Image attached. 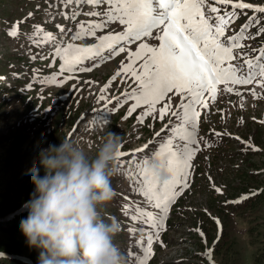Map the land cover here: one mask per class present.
Returning <instances> with one entry per match:
<instances>
[{"label": "rangeland", "instance_id": "obj_1", "mask_svg": "<svg viewBox=\"0 0 264 264\" xmlns=\"http://www.w3.org/2000/svg\"><path fill=\"white\" fill-rule=\"evenodd\" d=\"M243 2L264 4V0ZM106 8L107 5L100 8L78 5L75 0L67 6L65 0H0V221H6L16 213L28 212L23 205L29 201L34 186L23 181L33 167L39 166L36 153L40 148L50 144L58 146L60 139L70 138L79 141L89 155L94 156L99 143L111 131L121 136V152L125 155L118 161L119 174L112 179L117 195L102 209V215L108 222L115 219L120 224L114 242L123 252L126 264H136L137 257L143 254L150 229L144 223L143 215L137 220L132 216L136 215L137 207L147 213L156 212L143 195L137 165L169 135L167 129L160 131L164 122L174 118L169 116L161 121L157 113L140 123L137 117L143 116L144 107L128 115L133 101L117 106L124 94L130 92L132 79L121 75L115 82L106 84L105 77L120 71L121 63L127 62V54L99 65L91 73L71 79L61 75L62 61L55 56L56 46L66 47L71 43L91 47L97 43L96 37L76 41L71 37L79 31V25L97 19L85 16V12ZM225 11L228 8L220 9L221 14ZM255 16L264 27V16L259 13ZM243 19H239L237 13V19L226 29V36H230ZM16 24L19 25L18 35L11 37L8 33ZM57 25H62L65 31L61 33ZM120 31H123L122 26L112 24L102 32L98 31L97 36ZM47 33H52L56 40L45 42ZM257 33L248 32L250 38L243 42L245 49L257 46L264 39V33ZM136 47L134 45L131 51ZM99 62L95 61L94 65ZM102 86L109 89L103 93L104 101L100 99ZM178 100L174 94L166 98L171 105ZM112 103L115 106L111 108ZM241 103L240 109L228 103L226 96L220 98L215 108L224 110L225 118H215L211 113L202 122V128L207 132L212 126L226 135L252 137L249 141L261 151L245 156L242 146L226 141L217 148L199 153L191 190L178 201H183L180 205L177 203L172 208L162 237L163 246L156 249L148 264H207L205 250L210 247L214 262L211 264H254L257 256L264 264V98L251 95L249 102L242 100ZM241 116L247 120L259 116L261 123L257 122L258 126L241 123ZM157 132L161 133L160 137L156 136ZM41 140L43 144L39 143ZM144 143L148 144L147 148ZM138 149L143 151L138 153ZM207 172L211 180L206 179ZM43 174L41 168L40 175ZM214 186L226 192L215 193L211 190ZM240 194L249 201L241 206L227 205V199ZM217 219L220 221L219 232L215 224ZM14 235L0 231V254L24 264H39V251L28 246L23 233ZM129 253L134 255L129 256Z\"/></svg>", "mask_w": 264, "mask_h": 264}, {"label": "snow or ice", "instance_id": "obj_2", "mask_svg": "<svg viewBox=\"0 0 264 264\" xmlns=\"http://www.w3.org/2000/svg\"><path fill=\"white\" fill-rule=\"evenodd\" d=\"M71 3L73 0H65L66 6ZM75 3L95 8L107 5V8L103 11L85 12V16L97 19L87 25H79V31L71 37L73 41L96 37L97 43L91 47L71 43L66 47H55V56L62 61L60 73L90 71V68L83 67L86 61L103 58L105 53L116 56L127 51V62L121 63L116 76L131 77L135 85L132 91L125 93L123 97L124 102L134 101L128 109V115L144 107L146 110L143 116L137 117L140 123H144L146 117L157 113L161 121L169 116L176 121L175 124L169 122L164 125L162 131L168 130L167 138L159 144L156 151L150 156H145L137 165L142 177L140 183L143 195L157 210L153 214L137 207L136 215L132 216L133 220H137L143 215L146 226L155 230L148 235L143 258L137 257L138 264H147L153 255V241L159 240L161 232L166 231L165 222L170 208L178 196L190 187L192 161L199 149L197 136L200 109L208 107L206 94L214 102L218 85L223 84L226 92H232L230 85H248L258 75L264 77V49H261L260 55L256 57L255 64L251 60L244 61L248 68L246 76L238 74L241 69L231 63L236 59L233 50L242 48L244 45L241 41L250 38L245 36L248 24L240 28L239 34L226 36V29L237 19V10H254L264 14V7L243 0H215L219 5H231V12L225 11L221 14L220 9L208 4L207 0H75ZM206 7L208 14L205 12ZM64 16L68 19L67 13H64ZM250 22L260 23L255 17H252ZM117 23L123 27V31L97 36L98 31L102 32ZM34 27L43 31L39 25ZM57 28L61 33L65 31L62 25H57ZM18 32L19 25L16 24L8 35L16 37ZM262 33L264 27H261L257 34ZM55 40L52 33L46 34L45 42ZM153 41L158 43H152ZM131 45L137 46L135 51L127 47ZM67 78L72 77L69 75ZM55 79L54 76L53 80ZM108 90L101 89L102 101L106 99L103 93ZM169 94L180 98V103L175 108L166 102ZM162 101L165 103L157 109V105ZM160 135V132L156 133L157 137ZM216 135L219 136L220 133ZM147 147L148 145H145V148ZM142 151L143 149L137 150L138 153ZM124 155L125 153L120 152L118 159ZM152 161L158 162L160 171L169 177L167 182L162 183L159 180L156 172L150 167ZM215 191L221 193L218 187ZM243 199L247 197H242L241 200ZM241 200L226 203L238 204ZM216 225L219 232L218 219ZM207 258L211 261V253L207 254Z\"/></svg>", "mask_w": 264, "mask_h": 264}, {"label": "clouds", "instance_id": "obj_3", "mask_svg": "<svg viewBox=\"0 0 264 264\" xmlns=\"http://www.w3.org/2000/svg\"><path fill=\"white\" fill-rule=\"evenodd\" d=\"M121 147V136L109 131L94 156L70 138L37 151L39 166L23 181L34 191L23 205L28 216L19 230L28 246L39 251V264H126L114 242L120 224L102 215L117 195L112 179L120 171ZM150 167L162 183L168 181L158 162Z\"/></svg>", "mask_w": 264, "mask_h": 264}, {"label": "trees", "instance_id": "obj_4", "mask_svg": "<svg viewBox=\"0 0 264 264\" xmlns=\"http://www.w3.org/2000/svg\"><path fill=\"white\" fill-rule=\"evenodd\" d=\"M252 124H254L255 126H258L256 123H252ZM260 194L257 195V197H259ZM27 216H28V212L16 213L15 215H13V217L9 218L8 220L3 221V222L0 221V231L6 232L8 234L10 233L11 235L15 234L14 235V237H15L16 234L22 233L19 230V223L22 219H26ZM4 225H6V227ZM261 262H262V260L259 259L258 256L254 260V264H263ZM0 264H24V263H22L20 260H17L15 258H10V257H5V256L0 255ZM182 264H186V263L183 262Z\"/></svg>", "mask_w": 264, "mask_h": 264}, {"label": "bare ground", "instance_id": "obj_5", "mask_svg": "<svg viewBox=\"0 0 264 264\" xmlns=\"http://www.w3.org/2000/svg\"><path fill=\"white\" fill-rule=\"evenodd\" d=\"M219 110H215V112H218ZM240 142V139L238 140ZM242 142L244 143H247L248 145L250 146H253V147H258V146H255V144L251 143V141H247L246 139H243ZM259 148V147H258ZM218 186H214V189L217 188ZM220 188V187H218ZM221 189V188H220Z\"/></svg>", "mask_w": 264, "mask_h": 264}]
</instances>
